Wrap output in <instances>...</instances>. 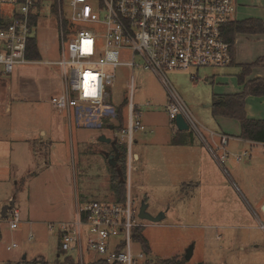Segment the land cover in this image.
<instances>
[{"label": "rangeland", "instance_id": "obj_1", "mask_svg": "<svg viewBox=\"0 0 264 264\" xmlns=\"http://www.w3.org/2000/svg\"><path fill=\"white\" fill-rule=\"evenodd\" d=\"M33 36L41 60L17 66L13 74L0 67V264H16L24 256L29 262L45 260L49 264L65 263L71 256L74 264H81L78 251L60 254L58 225L75 220L76 204L115 200L106 155L114 152V143L120 149L124 146L115 138L116 132L108 129L113 120L106 119L93 129L67 114H56L48 102L52 85L62 88V69L55 64L62 59L56 16L41 19ZM241 46L245 56L264 54L261 40L244 39ZM257 61L264 63V57ZM239 72L238 65L167 72L173 90L212 147L210 132L218 130V125L208 105L214 104L217 94H227L236 86ZM132 81L135 105L152 107L142 110L144 130L133 135V151L140 157L131 176L126 172V183L130 178L136 208L145 202L153 216L165 215L162 222H146L143 229L151 248L148 264L167 260L264 264L262 149L247 148L249 157L238 163L232 156L221 160L222 152L216 158L191 130L184 133L188 144L173 145L178 131L167 110L172 95L153 71L119 67L111 90L113 105L128 115ZM24 82L31 84L27 87ZM103 135L113 143L100 142ZM13 200L22 217L16 230L9 229L1 216ZM13 244L16 247L9 250ZM191 246L193 256L186 261ZM134 249L140 250L139 246ZM83 264L106 263L96 254L86 253Z\"/></svg>", "mask_w": 264, "mask_h": 264}, {"label": "built area", "instance_id": "obj_2", "mask_svg": "<svg viewBox=\"0 0 264 264\" xmlns=\"http://www.w3.org/2000/svg\"><path fill=\"white\" fill-rule=\"evenodd\" d=\"M236 12V0H0V67L13 74L17 66L37 62L27 56L29 43L36 39L33 33L41 19L56 16L62 59L55 64L62 69L63 89L50 103L88 128L113 120L108 129L116 132L115 138L125 148L131 176L139 161L133 135L144 130L142 110L152 105H135L132 81L126 127L115 129L119 110L112 103L111 90L116 70L124 66L153 71L170 89V119L176 121L182 115L190 130L201 137L198 122L173 90L167 72L231 66L234 45L225 33ZM220 142L225 148L229 137L220 136ZM248 156L244 151L236 160ZM135 206L130 178L124 203L78 205L75 220L58 225L61 250L78 251L81 257L94 253L106 264H148L147 254L134 239L147 221L139 217L140 208ZM5 219L9 229L16 230L22 221L20 210L12 208ZM260 228L264 231V223ZM135 246L140 250L135 251Z\"/></svg>", "mask_w": 264, "mask_h": 264}, {"label": "trees", "instance_id": "obj_3", "mask_svg": "<svg viewBox=\"0 0 264 264\" xmlns=\"http://www.w3.org/2000/svg\"><path fill=\"white\" fill-rule=\"evenodd\" d=\"M238 34L245 35H264V22L258 19H249L246 21H237L228 25L225 36L227 41L234 45L236 36ZM28 59L39 61L41 55L39 52L38 42L36 39H32L29 43ZM260 61V60H259ZM256 61L249 65H242V71L238 75L239 84L244 85V91L239 94L231 95H216L214 97V104L212 106L214 117H224L237 120L241 125V134L239 138L254 143L264 144V120H252L247 117L246 114V100L249 96L262 97L264 96V79L258 78L255 80L246 81L250 76L252 70L260 65V62ZM125 114L123 108L118 112V123L114 126L115 129H123L126 127ZM185 132H177L172 139V144L177 146H185L188 144V139L184 134ZM116 145V144H115ZM118 147V146H116ZM124 148V147H123ZM120 153V157L116 160V167H111V191L115 194V200L119 203H124L126 200V172H127V157L125 154V148H117ZM123 159V162H122ZM122 162V165L120 164ZM122 167H121V166ZM134 239L138 242L146 254L151 253V248L148 240L143 235V228L136 230ZM60 254H64L61 250V244L58 248ZM60 257V256H59ZM163 264H181L176 261H161ZM16 264H49L48 262L34 260L29 262L22 260ZM61 264H74L73 258L68 256L65 263Z\"/></svg>", "mask_w": 264, "mask_h": 264}, {"label": "crops", "instance_id": "obj_4", "mask_svg": "<svg viewBox=\"0 0 264 264\" xmlns=\"http://www.w3.org/2000/svg\"><path fill=\"white\" fill-rule=\"evenodd\" d=\"M237 14L239 18H236L234 22L246 21L249 19H258L264 22L263 0H259L257 2H252V0L251 1L238 0L236 15ZM243 38L249 41L254 40L256 42L261 40V42L264 43V35L254 36V35L238 34L236 36L235 43H234V63L231 66L238 65L240 68V72L236 75L237 83H236V86H234V84L232 85V88L226 92L227 94H217L219 96L242 93L244 91V85L239 84V81H238V75L242 71L241 66L252 64L256 62L258 59H260L261 57H264V54L255 56L254 53H250V54H253V56H249V57L248 55L245 56L246 52L243 49H241L242 47L241 43L244 41ZM258 78L264 79V63H261L259 66L255 67L252 70L250 76L246 79V81L255 80ZM30 84L31 82H24V85H26L27 87ZM61 84H62L61 85L62 88L59 85H55V86L52 85V89H51V91L53 92L52 96L62 91L63 89L62 81H61ZM28 91H31V88H29ZM48 102L50 103L49 100ZM9 110H10V107L7 106V111ZM55 112L57 115L64 114V113H59L56 110ZM246 114L249 119L264 120V96L262 97L249 96L246 100ZM215 118H216V122L218 125V130H216L215 132H210L211 137H213V139L211 138L213 142V147L208 143L204 135H202L201 137H199L198 135L197 136L201 139L202 142H204L208 146V148L212 151V153L216 156V158H218V156L216 155L217 152H222L221 160H227L232 156L235 159V161L238 163V161L236 160L237 155H239L241 152L248 151L249 149L253 150L254 148H257V147L262 149L261 157H264V144L245 141L239 138L241 134V125L237 120L232 121V119L224 118V117H215ZM213 134H216V135L213 136ZM42 135L46 136V132L43 131ZM223 135L226 137H229V142L225 148L221 147V142H220V136H223ZM50 145H51V142H50ZM247 148L249 149L247 150ZM136 154L138 155V157H140L138 153ZM225 154H228L227 158H224ZM109 155H111V153H109ZM13 201L15 202V205H16V201L15 200ZM78 205L79 204H76V212H77ZM263 206H264V202L261 204V208ZM262 223L263 222H261L260 225ZM255 247L256 249L260 248L259 245H255ZM78 258L80 259L81 264H83L85 256L81 257L80 254H78Z\"/></svg>", "mask_w": 264, "mask_h": 264}, {"label": "water", "instance_id": "obj_5", "mask_svg": "<svg viewBox=\"0 0 264 264\" xmlns=\"http://www.w3.org/2000/svg\"><path fill=\"white\" fill-rule=\"evenodd\" d=\"M209 107H212V105H208ZM176 127H177V131L179 132H188L190 131V125L187 123V121L185 120V118L182 115H179L176 119ZM113 129V128H111ZM100 142L103 143H113L111 138H108L107 136L103 135L100 137ZM114 146V154L109 155L107 154L106 157L109 158V163L111 165V167H116V160L120 157V153L119 151L116 149V145L115 143L113 144ZM15 207V202L11 201V203L9 205H7L6 207H4L1 216L3 218H6V215L8 213L9 210H11L12 208ZM263 212H264V206H263ZM139 217L147 222L153 223V224H157L162 222L165 219V215L162 213L158 216H153L152 214H150L148 212V205L144 202L142 203L141 207H140V212H139ZM193 249L194 247L191 246L185 255V260L186 261H190L192 256H193ZM23 260H26V256H24Z\"/></svg>", "mask_w": 264, "mask_h": 264}, {"label": "flooded vegetation", "instance_id": "obj_6", "mask_svg": "<svg viewBox=\"0 0 264 264\" xmlns=\"http://www.w3.org/2000/svg\"><path fill=\"white\" fill-rule=\"evenodd\" d=\"M117 148H118V147H116V149H117ZM117 150H118V149H117ZM118 151H119V150H118ZM112 154H114V152H113ZM112 154H111V155H112ZM108 159H109V158H108ZM116 165H117V164H116Z\"/></svg>", "mask_w": 264, "mask_h": 264}]
</instances>
